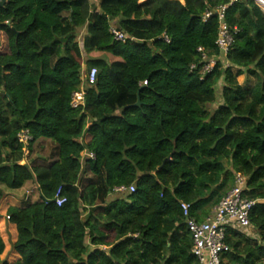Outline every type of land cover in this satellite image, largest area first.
<instances>
[{"label":"trees","instance_id":"1","mask_svg":"<svg viewBox=\"0 0 264 264\" xmlns=\"http://www.w3.org/2000/svg\"><path fill=\"white\" fill-rule=\"evenodd\" d=\"M0 4V203L22 201L6 211L11 264H196L180 205L203 221L236 174L255 202L254 236L228 231L226 264H264V14L251 0ZM223 7L235 32L225 58L215 46ZM40 143L48 155L31 157Z\"/></svg>","mask_w":264,"mask_h":264},{"label":"built area","instance_id":"2","mask_svg":"<svg viewBox=\"0 0 264 264\" xmlns=\"http://www.w3.org/2000/svg\"><path fill=\"white\" fill-rule=\"evenodd\" d=\"M251 1L264 14V0ZM224 9V7L219 8V11L217 12L219 29L215 40V46L219 51V55L225 58L232 44V37L235 32L232 34L223 23ZM210 16L211 13H206L202 20L205 21ZM110 33L113 35V39L115 41L123 42L126 40V37L122 33L112 28L110 29ZM163 41L168 43L166 36L163 37ZM197 51L200 53L202 52V49L199 48ZM201 58L202 60H205L206 56L202 54ZM214 64L215 59L210 60L208 64L203 65L201 73L210 72L213 67L211 69H209V67L211 65L214 66ZM95 73V69H90L89 72L83 76L88 85L95 83ZM145 84L146 83H143V85ZM83 97V90L74 92L71 99L72 108L81 106L83 104ZM18 141L26 144V142L29 141L27 132L20 133L18 135ZM81 156H87L88 158L93 159V155L91 153H83ZM245 191L246 179L240 174H236L234 176L232 188L212 209L211 213L201 222H197L194 218L190 217L189 205H180L182 216L184 218L185 229L191 239L190 255L194 258L196 264H226L227 261L225 255L231 252V249L225 243L228 231H235L246 237L251 235L249 215L255 202L248 200L244 196ZM114 192L132 194L134 193V187H119L114 189ZM53 202L57 207H60L66 202V200L60 196L58 191ZM6 219L9 221L7 216Z\"/></svg>","mask_w":264,"mask_h":264},{"label":"rangeland","instance_id":"3","mask_svg":"<svg viewBox=\"0 0 264 264\" xmlns=\"http://www.w3.org/2000/svg\"><path fill=\"white\" fill-rule=\"evenodd\" d=\"M179 1V0H178ZM180 2V1H179ZM82 36H83V32H82ZM80 38H77V41H79ZM101 57V56H100ZM84 61V66H85V61H86V58L83 59ZM213 67V65H211L209 67V69H211ZM84 70V68L82 69ZM236 82L238 85L240 86H252L254 81L252 79H245L243 76L241 77H238L236 78ZM82 90V87H79V91ZM37 147L34 148V153L33 155H31V157H35V158H40V159H44L46 158V156L48 155L49 153V147H50V144L46 143L44 145V143H40L38 145H36ZM28 153L26 152L25 155H27ZM83 154V153H82ZM21 164H24V162H22ZM23 192H26L28 193V199L27 201H30V202H34L36 200V191L34 189V187L32 185L26 187ZM10 197H14L13 195L10 196V195H7V197L0 203V215H1V219L4 221V222H9L7 219H6V211L9 207L15 205V207H18L19 203H22V201H19L16 199H12ZM15 198V197H14ZM12 199V200H11ZM19 202V203H18ZM253 232V231H252ZM251 232V235L250 236H254ZM249 236V237H250ZM251 238V237H250ZM11 250V248H10ZM13 253V252H12ZM0 260L3 261L5 260L8 264H11L15 261H17L16 258H14L12 255H10L9 251L7 249H5L4 247V250L2 252V254L0 255Z\"/></svg>","mask_w":264,"mask_h":264},{"label":"crops","instance_id":"4","mask_svg":"<svg viewBox=\"0 0 264 264\" xmlns=\"http://www.w3.org/2000/svg\"><path fill=\"white\" fill-rule=\"evenodd\" d=\"M179 1L182 3V0H179ZM28 186H30V184H27L25 186V188ZM10 198H12L13 200L16 199L14 197H10ZM17 200H20V199L17 198ZM15 205H13L11 207H15ZM18 205L20 206L21 203H19ZM16 237H17V235H16L15 226L13 224H11L10 222H4L1 219V215H0V239H1L5 249H7L9 251L10 255H12L14 258H16L18 260L19 259L18 255L14 254L10 251L11 245L16 241ZM102 249H105V248H102Z\"/></svg>","mask_w":264,"mask_h":264},{"label":"water","instance_id":"5","mask_svg":"<svg viewBox=\"0 0 264 264\" xmlns=\"http://www.w3.org/2000/svg\"><path fill=\"white\" fill-rule=\"evenodd\" d=\"M3 1H1V3H2ZM1 5V4H0ZM139 106V100L137 99V101H136V104H134V106L133 107H138Z\"/></svg>","mask_w":264,"mask_h":264}]
</instances>
